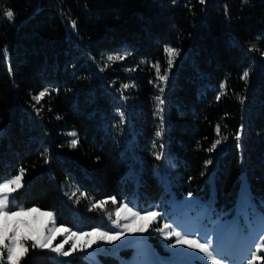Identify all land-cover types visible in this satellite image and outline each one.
<instances>
[{
    "label": "trees",
    "instance_id": "obj_1",
    "mask_svg": "<svg viewBox=\"0 0 264 264\" xmlns=\"http://www.w3.org/2000/svg\"><path fill=\"white\" fill-rule=\"evenodd\" d=\"M165 46L181 54L167 86L161 84L164 134L157 137L160 93L152 65L159 62L163 74ZM124 52L130 54L123 61H106ZM123 83L135 85L123 90L136 99L127 134L118 116ZM45 87L51 95L36 105L37 115L31 96ZM238 97H246L243 105ZM0 126V181L26 169L16 207L52 211L59 226L102 227L106 208L131 195L145 205L161 202V159L153 154L160 151L177 196L191 192L213 199V213L229 211L244 175L254 199L264 201V0H0ZM208 159L213 163L205 167ZM109 197L117 203L90 210ZM27 245L21 264H64ZM67 264L91 263L75 255Z\"/></svg>",
    "mask_w": 264,
    "mask_h": 264
},
{
    "label": "snow or ice",
    "instance_id": "obj_2",
    "mask_svg": "<svg viewBox=\"0 0 264 264\" xmlns=\"http://www.w3.org/2000/svg\"><path fill=\"white\" fill-rule=\"evenodd\" d=\"M206 2L207 0H199V3L202 5L206 4ZM245 2H247V0H245ZM173 3H175V0H173ZM4 16L9 21H12L14 13L12 10H6L4 12ZM70 30H76L75 21L71 22ZM164 52L166 54V68L164 69L163 74L161 73V65L159 62H156L152 65L155 70L156 87L159 89L160 93L155 97V100L157 101V114L160 115L161 120L160 127L156 132L157 137H162L164 134L163 105L165 104V100L163 99L164 87H162L161 84L167 86L169 82V73L171 72L175 64L177 57L180 56L181 50L172 46H165ZM129 54L130 53L128 52H124L123 54H109L106 57V61H123ZM107 62L105 63L104 67H101L99 69L101 72L105 71V69L108 67ZM240 78L247 82L249 78V71L244 70ZM134 86V83L121 84L120 89H118V91H120L121 98L127 99V97L124 96L123 90H127L129 87ZM221 87L223 89V85ZM223 94L224 92L222 91L221 95ZM48 95H51V93L49 89L45 87L43 90L39 91L38 94L31 96V100L35 101V104H33L32 107L36 111L37 115H40L42 108H37L36 105L40 104L41 101ZM217 99L219 100L220 96H218ZM238 99L240 100L241 105H243L246 97H238ZM49 111H51V109H49ZM118 116L120 118V123L123 124L125 122V113L123 111H118ZM57 119H60V117L57 116ZM244 127L245 126L241 124L239 130L234 136V142L237 148H241V141L244 135ZM215 131L217 135H219V124H217ZM70 135L76 137L77 133L72 132L70 133ZM227 139V136L215 139L211 146L207 149V151L214 152L217 149V146L222 144V140L226 141ZM78 144V138L72 139L69 146L74 149L78 146ZM152 146L154 148L156 147V141L153 142ZM160 148H164L163 143L160 144ZM153 154L158 160L162 159L164 156L163 151ZM241 161L243 162L242 155ZM45 162L47 163L48 161L46 160ZM212 163V159L206 160L205 167L211 165ZM25 172L26 169L21 167L18 170V174L12 176L10 179L0 181V264H4L5 250L7 251L6 264H21L22 258H24L25 255L29 252V247L27 246L28 241H31V248L33 250H48L51 253H55L58 257L68 258L77 252L78 247L80 251H83L85 248L90 247L94 242L98 243L100 241H105L108 243H112L116 240H119L122 235L133 229V225L137 221L148 222L147 224H142L135 229L138 232H145L147 231L149 224L156 222L157 218H163V214L160 211L149 210L142 215L139 211H133V209L130 208L127 203H125L121 205L120 208H117L115 210L116 219L112 220V224H114L117 228L121 227V219L129 221L122 226V231L112 232L101 230L100 228H95L88 232H72L71 229L64 228L63 231L66 233H70L71 237L74 239H77L79 237L86 238L85 244L78 246L77 243L73 242L71 248L66 251L64 246L68 242L67 239L53 246V241L56 239L57 234L61 232V229L55 226L54 213L52 211L41 212V210L37 207H31L27 209H25L24 207H20L17 210H13L16 208V197L14 196V194L24 187L23 181ZM201 175H203V172L201 173ZM77 191H79V189H77ZM80 195L86 197L87 193L81 192ZM187 195L191 197L192 193L189 192ZM72 196H76L75 191L72 193ZM109 201H111L113 205L117 203L116 197H109L91 204L90 210H103L109 203ZM76 203H79V199L76 200ZM245 211H247V209H245ZM34 213H39V215L41 216L49 217L53 223V226L51 228H48L47 231H44L43 229L34 230L31 229L29 221L19 219L20 217L30 216ZM107 215L111 220L113 213L108 212ZM173 224H175V227H173ZM173 224L164 223L163 227H157L155 229L157 232L163 234L165 239H170L171 237L176 238L175 243L172 245L173 250L191 249L193 250L191 251V253L198 254L200 261H202L203 264H224L225 258L217 250L215 232H212L215 234L214 242L210 233L207 234L206 238H202L201 235H199V233H201V231L199 230L196 231L195 234H191L187 226L182 224L179 219L174 220ZM22 227L24 229H29V231L22 232ZM214 227L217 228L221 235L224 237H230L236 231L240 232L241 236L245 240V244L243 248L238 252L239 264H256L257 261L264 260V257L258 255V253L264 251V232H260L258 236L253 235L254 225L251 220H249L248 223L242 228H236L231 225L226 226L223 224H216L214 225ZM93 235H95L96 237L95 241L92 240ZM249 237H252L250 241L248 239ZM5 241H8V243H5ZM176 254V251H173V255ZM64 264H67L66 260L64 261Z\"/></svg>",
    "mask_w": 264,
    "mask_h": 264
},
{
    "label": "rangeland",
    "instance_id": "obj_3",
    "mask_svg": "<svg viewBox=\"0 0 264 264\" xmlns=\"http://www.w3.org/2000/svg\"><path fill=\"white\" fill-rule=\"evenodd\" d=\"M124 96L127 97V99L120 97L119 100L121 102V107L118 109V111H123L125 113V122L122 124L123 132L132 128L130 124L127 123L126 118L127 113L134 110V103L136 102V99H134L133 96L125 94ZM1 130L2 128L0 126V131ZM124 134H127V132H124ZM131 143L132 141L128 142L127 145H129L132 149ZM170 168L171 164L169 161L162 158L160 164V179L165 186V196L161 202L145 205L143 202L138 200L136 195H131L129 199L123 201L121 204L123 205L127 203L133 211H139L142 215L149 210L160 211L163 214V218H157L156 222L148 225L147 231H136L135 229L137 227L148 223L147 221H137L133 225V229L122 235L119 240L112 243L105 241H100L98 243L94 242L90 247L85 248L83 251H80L78 247L77 252L68 258L58 257L55 253H51L48 250L44 251L49 254L53 260L58 262H64L66 260L68 263H70L73 256L77 255L86 259L91 264H105L100 255L109 254L116 257L119 264H203V262L200 261L198 254L191 253V251H193L191 249L173 250L172 245L175 243L176 238L171 237L170 239H165L163 234L155 230L157 227H163L164 223L173 224L174 220L179 219L182 224L187 226L191 234H195L198 230L201 231L199 235H201L202 238H206L207 234L210 233L213 241L215 242V234L212 233L215 232L217 250L224 256V264H239L238 252L245 244L244 238L241 236L239 231L234 232L230 237H224L221 235L219 230L214 227V225L223 224L226 226L231 225L236 228H242L249 220H251L254 225L253 235L258 236L260 232H264V201L262 199H259L258 201L254 199L248 187L247 180L243 175L239 197L235 208L229 211L213 213V199L204 201L197 198L193 194L189 197L187 195L188 193H184L181 196L176 195L175 191L168 184L167 172ZM10 178L11 177L7 179ZM14 196L16 197V193ZM121 205L113 207L109 206V208H106V225L98 228L112 232L122 231V226L129 221L121 219L120 228H117L114 224H112V220L116 219L115 210L120 208ZM20 207L23 206H18L13 210H17ZM24 208L27 209L26 207ZM245 209H247V211H245ZM41 212H47V210H41ZM108 212L113 213L111 220L107 215ZM19 219L29 221L31 229L34 230L43 229L44 231H47L48 228L53 226L49 217L41 216L39 213L20 217ZM54 220L55 226L60 228L61 232L57 234L56 239L53 241V246L63 242L65 239L68 240L64 246L66 251L71 248L73 242L77 243L78 246L85 244V237L74 239L71 237L70 233L64 232L63 229L68 228L71 229L72 232H88L91 230H81L77 227L72 228L59 226L56 223L55 214ZM173 227H175V224H173ZM21 230L22 232L29 231V229H24L23 227ZM152 236H154V239L151 238ZM248 239L250 241L252 237H249ZM92 240H96L95 235H93ZM5 243H8V241H5ZM125 250H129V253L127 254ZM173 251H176L177 254L173 255ZM258 255L264 257V251L258 253ZM6 260L7 251L5 250L4 264H6ZM256 264H264V260H259Z\"/></svg>",
    "mask_w": 264,
    "mask_h": 264
}]
</instances>
